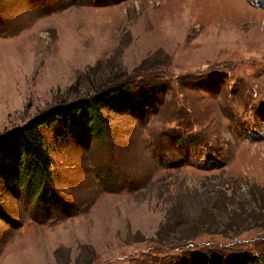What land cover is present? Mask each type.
Returning a JSON list of instances; mask_svg holds the SVG:
<instances>
[{
  "label": "rangeland",
  "instance_id": "1",
  "mask_svg": "<svg viewBox=\"0 0 264 264\" xmlns=\"http://www.w3.org/2000/svg\"><path fill=\"white\" fill-rule=\"evenodd\" d=\"M120 84L41 132L63 212L0 180V264H264V0H0V135Z\"/></svg>",
  "mask_w": 264,
  "mask_h": 264
},
{
  "label": "trees",
  "instance_id": "2",
  "mask_svg": "<svg viewBox=\"0 0 264 264\" xmlns=\"http://www.w3.org/2000/svg\"><path fill=\"white\" fill-rule=\"evenodd\" d=\"M155 86L145 87L139 91L144 96L146 107L152 109V89ZM135 91L128 84L112 85L101 89L92 97L71 102L68 104L55 105L40 113L24 126L0 135V180L8 186H21L26 191H33L30 197L44 196L48 203H53V210L63 212L67 206L62 200H58L51 192L46 191L45 184L49 174L50 159L47 147L42 136V130L51 129L60 125L63 130H76L79 134L90 139L102 136L101 114L104 111L117 110L118 106L128 97L133 96ZM138 104L143 103L141 100ZM143 105V104H141ZM137 107L131 108L136 112ZM253 191H258L251 185ZM31 189H30V188ZM46 191V193H38ZM218 191V190H217ZM260 191V190H259ZM264 191V190H262ZM44 204L37 200L35 207L40 209ZM264 208V206H263ZM192 257V256H191ZM186 259L181 264H258L259 257H251L244 254L237 256L219 257L214 253L196 255L197 261ZM194 261V262H193ZM179 264V263H178Z\"/></svg>",
  "mask_w": 264,
  "mask_h": 264
}]
</instances>
